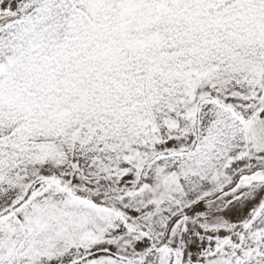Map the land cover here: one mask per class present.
<instances>
[{
    "label": "snow or ice",
    "instance_id": "snow-or-ice-1",
    "mask_svg": "<svg viewBox=\"0 0 264 264\" xmlns=\"http://www.w3.org/2000/svg\"><path fill=\"white\" fill-rule=\"evenodd\" d=\"M0 264H264V0H0Z\"/></svg>",
    "mask_w": 264,
    "mask_h": 264
}]
</instances>
